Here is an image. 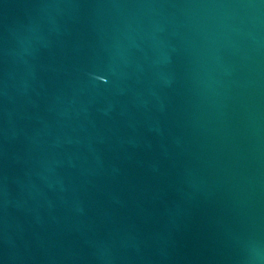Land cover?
<instances>
[{
    "label": "water",
    "instance_id": "95a60500",
    "mask_svg": "<svg viewBox=\"0 0 264 264\" xmlns=\"http://www.w3.org/2000/svg\"><path fill=\"white\" fill-rule=\"evenodd\" d=\"M0 264H264V0H0Z\"/></svg>",
    "mask_w": 264,
    "mask_h": 264
}]
</instances>
